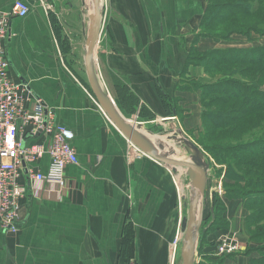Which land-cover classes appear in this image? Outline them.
<instances>
[{
    "label": "crops",
    "instance_id": "obj_1",
    "mask_svg": "<svg viewBox=\"0 0 264 264\" xmlns=\"http://www.w3.org/2000/svg\"><path fill=\"white\" fill-rule=\"evenodd\" d=\"M16 1L0 0V11H10ZM20 1L29 6L33 2ZM47 1L54 12L46 15L34 5L26 17L11 21L5 57L9 77L27 85L29 104L39 99L54 110L56 122L73 133L78 164L66 169V196L43 185L37 198L28 195L21 201L17 233L0 230V264H119L118 251L127 229L132 230L138 264H167L168 246L180 230L182 214L171 176L147 157L127 160L123 136L83 93L80 76L59 60L58 35L76 38V17L70 14L76 0ZM106 3L111 40L100 42L96 60L104 87L121 115L132 118L124 101L130 96L137 105L133 113L144 118L143 126L163 128L161 120L175 115L163 98L176 99L184 116L179 129L195 133L201 126L199 93L179 86L206 0ZM63 7L62 14L58 9ZM62 23L72 34L66 35ZM197 48L220 46L202 38ZM198 71L189 69L187 76L209 84ZM125 88L129 94H122V99L118 92ZM47 165L44 156L37 169L46 172ZM237 210L231 231L243 238L245 216L239 202ZM220 234H212L211 241ZM224 264H248V260L236 257Z\"/></svg>",
    "mask_w": 264,
    "mask_h": 264
},
{
    "label": "rangeland",
    "instance_id": "obj_2",
    "mask_svg": "<svg viewBox=\"0 0 264 264\" xmlns=\"http://www.w3.org/2000/svg\"><path fill=\"white\" fill-rule=\"evenodd\" d=\"M18 1H20V0H18ZM61 1L64 3L63 0H61ZM259 3H261V2H259ZM31 4L32 5L29 6L30 9L34 5L39 6L44 10L46 15L49 14L50 12H54V6L49 4V2L47 0H33V2ZM237 4H239V5H237ZM242 4L245 6H242ZM59 5L60 4L58 3V6ZM75 5H76V7H75L74 12H72L70 14H73L74 18L76 17V25H75V27H76V38L71 40V39L67 38L66 36L59 37V35H58L57 41L59 43V48L57 49V51L59 50L58 51V55L60 58L59 60L64 61L65 65L66 64L68 65L67 66L68 68H70L77 75L80 76L81 83H82L81 86L83 88V93H85L86 96L91 101L93 99L96 102L97 106H99L97 101L95 100L94 96L92 95L90 89H89V86H88V83L86 80L84 64H83V51L85 49L86 30H87V24L89 23V20H90L89 17L92 14V9H91L92 5L90 7V3L87 0H83V5L81 4L80 0H76ZM207 5L211 6L209 19L211 20L212 15L214 13H217V17L215 19H213L212 24H209V22H207V24H205L206 27L204 26L205 29H201L198 26L197 33L195 34L193 42L191 43V45L189 47V54H190V61L189 62L190 63L186 67V69H187L186 73L181 78V84L179 86V89H181V90L183 89V90L194 91V90H196V87H195L196 85L197 86L203 85L200 82H197L194 78L187 76V72L189 69L200 70L202 75L204 74V77L208 81L209 84H213V82L216 79L219 80L220 76L219 75L215 76V74L217 72L216 71H210V70H212L211 66L214 65L213 60H212L213 56H211V55H207L204 57L201 56V55H205L206 54L205 52L211 51V49H208L206 51L205 50L200 51L197 48L198 42L200 39H202V38L210 39L213 43L220 46V50L224 49V48H230V47L247 49V48L261 47L263 45H259V44H264V16L262 13L258 12V13H256L255 16L248 15V16H237L234 18L228 17L229 10L231 9V6L246 7L248 11H250V10L252 11L256 7H258L257 10L259 11V9L260 10L264 9V3H261L258 5L256 0H211V3H210V0L209 1L206 0V7H207ZM102 8H103V26H102V31L100 34L98 45L100 44V42L105 43L106 41L111 40V34H110L109 29H108V21L106 18V15L108 13V5L106 3V0L102 1ZM62 9H64V7L61 9H58V10L60 13L63 14ZM29 12H30V10H29ZM13 19H15V18H13ZM56 24L55 25L52 24V25H53V28L55 27L54 29L57 31V34H59L58 25H56ZM71 25H73V24H71ZM81 25H82V28H81V33H80L79 29H80ZM61 27L65 28V30L67 31L66 35L69 36L68 32L70 33V29L64 23H62ZM70 34H72V33H70ZM211 36L214 37V39H211ZM226 37H229L228 42L221 41V39L223 40ZM62 52L64 55H62ZM199 56H201L202 59L204 58L207 61L206 63H208L206 65L207 74L205 73L204 68L198 65V64L203 65L204 60L201 59V61H197L196 63H193V61H196L199 59ZM209 63H212V64L209 65ZM96 64H97L96 70H97L98 78L100 79V81L104 87V84L102 82V80H104V79H103V76H101V72L99 71V60H96ZM75 65H76V67L79 68L78 70L75 69ZM239 67L240 66H237V68H239ZM230 68H233V67L230 66ZM263 69H264V67H262V66L259 67L258 69H249L248 74L234 76V77H232V80H234V81L239 80L241 82V84L248 86L251 89L256 88V91L264 92V70ZM200 71H198V72H200ZM258 72H260L262 77L259 76V78L257 79V73ZM201 73H199V74H201ZM220 79L222 80L223 78L221 77ZM196 92L199 93V91H196ZM118 93L120 94V97H122V99L124 98L122 96V94H125V95L129 94V92L127 91V88H125V90L123 92L121 90H119ZM214 96L215 95L208 96L205 99V102H207V100H209V98H214ZM124 101L129 104L130 110H132L131 111V113H132L131 117L132 118H130L129 114L127 113V114H124L126 116V117L124 116L125 119L129 120L131 125L141 124L140 126L143 127V131H144V133H142V134L147 139L149 137L148 135H150V136L152 135V136H156V137L159 136L161 138H165L164 136H166V139H167V137L173 138V141L172 140L171 141L174 143H178V142L183 143V140H187L191 144H193L197 149H199L200 154H201L200 155L201 156V164L204 166H207L208 179H207V184H206V189H205V197H204L203 207H202V211H201L200 230H201L203 224H205L207 222H208V224H211L213 222V225L211 227L212 228L211 231L210 232L208 231L206 233V235H204L202 242L200 244L199 250L197 251V249H196L195 264H222L219 261V259L222 256H217L216 252H217V249L219 247L218 245L224 241V238H228V237L229 238H235L239 242L238 246H240L239 248L241 250L238 251L237 254H233L231 256L230 255H224V256H226V258H228L230 260H232L233 258H236V257H243L247 260L261 258L260 254L262 251H264V210H263L264 205H262L261 203L258 202L256 205L249 206V211H246L243 208L241 199L229 198V196L230 197H237L238 195H235V193L238 192V190H240V191L242 190L243 192H241V194H244V192L247 191L246 190L247 187H245V185L234 184L233 182L228 181L225 178L228 174H231V175L234 174V176L239 175L241 168H236L237 170L234 172L233 169L230 167L231 169L229 168V172H227L228 168H227V164L224 162L225 161L224 159H222L220 161L221 164H220V162L218 164L217 163L218 161L215 160V156L218 155V158H219V156L220 157L224 156V153H222L224 151V149L221 147L222 146L221 144L215 145V142L216 141H222V140H226V141L233 140V141H235V143L237 142L236 144H234V146H236L237 144H240L242 142L247 141V140L240 141V138L242 136H245V135L247 138H249L250 136H254L257 132L260 131V129L263 128V126L261 127V124L264 125V109H262L260 111H255L253 113H247L246 116H243L242 118H239L238 114L234 113L231 116V118L221 122V121H219V119H217V120L214 119V117L218 118L216 115V114H218L217 111L220 110L221 112L222 111L226 112L227 109H229V108H233V107L237 108L238 104H236L234 102H230V101L224 102L222 104H213L209 108V111H210L209 117L207 118V120H205L206 118L203 120V123L205 126H203L202 122H201L200 128L197 129L195 133L190 132V133L185 134L178 127V124L184 118V116L182 115V112H180L182 109L180 106H178L176 99H171L170 100L171 103L170 102L167 103V104H170V106L168 108L172 111L173 114H175L174 116L170 117V118H174L173 120H171L173 122H169L167 119H164L162 122L163 128L162 127L161 128H155L154 127V128H149V129L146 128V126H143L142 125L143 123H141L144 121L143 116L141 118H139L135 113H133L136 110V106H137V105L135 106L133 104V102H134L133 99L130 96H128V99L124 98ZM124 101H123V103H124ZM119 104H120V102H118V105ZM52 111L54 112V110H52ZM223 112L219 114L221 117H222ZM201 113H202V111H201ZM137 121H139V122H137ZM204 130L208 131V134H207L208 139L207 140H206V138H203V132H205ZM72 135H73V133H72ZM73 139H74V135H73ZM203 139H205L206 141H203ZM124 140L126 143H129L125 138H124ZM248 140H251V139H248ZM182 146L185 147V149L187 151H189V153L191 155L193 154L192 151L186 145L182 144ZM236 147H234L235 150L237 149ZM162 151H164L165 153L164 152L163 153L166 156H168L166 154V152L168 153V150L163 149ZM75 153H76V150H75ZM126 155L128 156L129 154L127 153ZM143 157H146V156L143 155ZM135 159H136V157L133 158V160H135ZM253 160H254V158H253ZM256 161L259 163L260 162L263 163V165H259V170L264 172V158H257ZM77 162H78V159H77ZM72 166H75V165H72ZM166 170L169 172V175H170V172H173L171 169H166ZM173 173L175 174V176H178V175L180 176V181L182 183V186L181 187L179 186L180 189H183V192L181 190V193H183L182 194V201H181V206L178 205L180 208V212L182 213L181 214V220H182L186 216L187 201H188L190 189H191L190 181L184 172L176 171V173L175 172H173ZM65 174H66V172H65ZM210 176H211V178H209ZM65 185L66 186H65L64 191L62 193H63V195L65 194V196H66L67 195L66 193H68V191H69L67 179H65ZM218 188H219V191L217 192ZM213 192L216 193V196H217V198H219L220 201H219V203L217 202V204L215 206L214 211H215L216 216L210 217L209 202H210L211 194ZM28 195L29 194H27V196ZM30 197H32V196H30ZM260 197H261V195H260ZM25 198L23 200H25ZM238 202L241 204V207L243 210L242 212L244 213V216H245L244 217L245 218L244 219V226L242 229L243 238L239 237L238 234H235L233 231H231V228L235 224V222H234L235 219L238 218L237 213L239 210L236 211ZM261 202H263V201H261ZM19 207H21V202H20ZM248 212L251 214H254V215L252 216V222H250L248 224V228H247L246 216H247ZM217 214H218V216H217ZM18 217H19V212L17 214V218L14 220V222L12 223V226L10 228L3 229L0 226V230L2 232L8 233V234L9 233L16 234L17 233L16 223L18 221ZM231 217H233V218H231ZM181 220H180V222L182 223ZM179 227H181L180 223H179ZM249 228H250V230L253 229V233L248 232ZM219 232L222 233V234H220L221 236L216 238L215 241H211V235L217 234ZM199 235H200V231H199ZM198 245H199V241H198ZM179 248L180 247H178V262H177V264H180ZM168 253H169V248H168ZM134 254L135 253H134V247H133L132 230L127 229L125 231V236L122 240V244H121L120 249L118 251L117 260H121L122 262H124V263L120 262L119 264H138L137 263L138 260L136 258V255H134ZM167 264H169L168 263V256H167ZM255 264H259V263H255Z\"/></svg>",
    "mask_w": 264,
    "mask_h": 264
},
{
    "label": "built area",
    "instance_id": "obj_3",
    "mask_svg": "<svg viewBox=\"0 0 264 264\" xmlns=\"http://www.w3.org/2000/svg\"><path fill=\"white\" fill-rule=\"evenodd\" d=\"M29 10L27 3L16 1L10 11H0V226L3 229L12 226L20 202L27 194L37 198L43 185L61 194L66 186V169L78 163L72 145V132L59 125L54 112L39 99L29 104L27 85L14 82L9 77L5 42L9 37L11 20L26 17ZM127 149L129 162L133 157L143 156L130 143H127ZM44 156L48 157V165L46 172H41L37 164ZM170 176L177 191L178 205L181 206L182 195L176 176L173 172ZM181 240L179 230L168 247L169 264H177ZM238 244L235 238H224L216 255L237 254L241 250Z\"/></svg>",
    "mask_w": 264,
    "mask_h": 264
},
{
    "label": "trees",
    "instance_id": "obj_4",
    "mask_svg": "<svg viewBox=\"0 0 264 264\" xmlns=\"http://www.w3.org/2000/svg\"><path fill=\"white\" fill-rule=\"evenodd\" d=\"M209 1V0H208ZM257 4L264 3V0H256ZM261 2V3H259ZM211 3V0H210ZM240 3V2H239ZM239 5V4H237ZM242 6H245L242 4ZM240 7V6H231V9L229 10L228 17L234 18L237 16H255L256 13L260 12L264 16V9L259 11L257 10L258 7H256L254 10L248 11L246 7ZM211 6L207 5L199 23V27L201 29H205L207 22L209 24H212L213 19L217 17V13H214L212 15L211 20L209 19ZM226 17V16H225ZM205 26V27H204ZM204 27V28H203ZM230 35V34H229ZM230 37V36H229ZM229 37L224 38L221 41L228 42ZM211 39H214V37L211 36ZM205 55L201 56H207L211 55L213 56V66L212 70L210 71H216L217 73L215 76H220L219 80L216 79L213 84H203L200 86H195L196 91H199V97H200V105L202 108L201 113V122L202 125H204L203 120H207L209 117L210 111L209 108L213 104H222L224 102H234L238 104V107H233L227 109L226 112H223L222 117L219 115L222 113L220 110L217 111L218 114L217 117H214L215 120L219 119V121L223 122L225 120H228L231 118V116L235 113L238 114L239 118H242L243 116H246L247 113H253L255 111H260L264 109V92L256 91V88H249L248 86H245L241 84L239 80L234 81L232 80V77L239 76V75H246L248 74L249 69H258L259 67H264V46L261 47H254V48H224V49H213L209 52H205ZM199 56V59L196 61H193V63H196L197 61H201L202 57ZM203 65L198 64L199 66L204 68L205 73L207 74V68L206 63L207 61L203 58ZM190 54L187 57L185 68L182 71V74L184 75L186 73V67L190 63ZM212 63H209V65ZM232 66L233 68H230ZM237 66H240L237 68ZM264 70V69H263ZM214 76V77H215ZM261 76L260 72L257 73V79ZM223 78L222 80L220 78ZM262 77V76H261ZM260 77V78H261ZM256 79V80H257ZM258 81V80H257ZM215 95L214 98H209L207 102H205V99L210 96ZM171 98H163V103L166 107H169V103ZM171 103V102H170ZM262 129H260L259 132H257L254 136H250L249 138L245 136H242L240 138V141H245L240 144H237L234 146L235 141L233 140H222V141H216L215 145L221 144L224 151V156L218 158V155L215 156V160L218 161L217 163L224 159L225 163L227 164V168L229 172V168L231 167L233 171L235 172L236 168H241L240 174L235 175L234 174H228L225 178L228 181L233 182L234 184L239 185H245L247 187V191L244 192V194H241L243 192L242 190H238V192L235 193V195H238L237 197H230L233 199H241L243 208L246 211H249V206L256 205L258 202L264 205V172L259 170V165H263L262 162H257V158H264V125L261 124ZM205 131V130H204ZM208 131L206 130L203 132V138H207ZM251 139V140H248ZM203 139V141H206ZM236 147L237 149L235 150ZM221 153V152H220ZM229 155V156H228ZM254 158V160H253ZM221 164V162H220ZM230 168V169H231ZM231 172V171H230ZM239 176V177H238ZM227 183V182H226ZM261 195V197H260ZM219 198H217L216 193L213 192L211 194L210 202H209V213L210 217L216 216L215 215V206L217 202L219 203ZM263 201V202H261ZM249 204V205H248ZM264 210V207H263ZM254 214L247 213L246 216V224L248 228V224L252 222V216ZM218 216V214H217ZM213 225V222L211 224L205 223L203 224L200 235H199V245L197 247V251L200 248V244L202 242V239L204 235L209 231H211V227ZM249 233H253V229H248ZM261 258L258 259H249L248 264H264V251L261 252ZM231 256V255H230ZM226 256H222L219 261L224 264V262L227 260Z\"/></svg>",
    "mask_w": 264,
    "mask_h": 264
},
{
    "label": "water",
    "instance_id": "obj_5",
    "mask_svg": "<svg viewBox=\"0 0 264 264\" xmlns=\"http://www.w3.org/2000/svg\"><path fill=\"white\" fill-rule=\"evenodd\" d=\"M103 0H92L93 10L89 17V30L85 38V49L83 51V64L89 89L97 101L99 107L104 111L110 123L117 131L131 143L140 153L147 158L159 163L166 169L184 172L190 181V194L187 201L186 216L182 219L180 231L182 233L179 248L180 264H195V253L199 241L201 211L203 207L205 189L207 184V166L201 164V154L193 144L183 140L193 156L192 162H181L171 159L162 150L157 149L129 120L124 119L119 113L114 102L98 78L96 70V49L99 43L103 26ZM140 126V124H139ZM212 210V209H211Z\"/></svg>",
    "mask_w": 264,
    "mask_h": 264
},
{
    "label": "bare ground",
    "instance_id": "obj_6",
    "mask_svg": "<svg viewBox=\"0 0 264 264\" xmlns=\"http://www.w3.org/2000/svg\"><path fill=\"white\" fill-rule=\"evenodd\" d=\"M89 3H90V7L92 5V0H88ZM88 5V4H87ZM88 7V6H87ZM89 8V7H88ZM104 8V7H103ZM93 10V5H92V8ZM88 14V13H87ZM92 15V14H91ZM90 15V16H91ZM89 28V23L87 24V30H86V36H87V33H88V29ZM119 111V110H118ZM120 113V112H119ZM121 114V113H120ZM122 116V115H121ZM123 117V116H122ZM124 118V117H123ZM125 119V118H124ZM131 125V123H129ZM141 125V124H140ZM132 126H134V128H136L139 132L141 133H144L143 131V127L142 126H139V124H133ZM117 130V129H116ZM172 135V134H171ZM148 139L152 141V143L154 144V146L157 148V149H160L162 150L163 149H166L168 150V153L166 152V154L168 155V157H170L171 159H174L176 161H181V162H192L193 161V156L189 153V151H187L185 149V147L182 146V142H178V143H174L172 142L173 141V138H170V137H167L166 139V136H164L165 138H161V137H156V136H150L148 135ZM172 140V141H171ZM164 151H162L161 153H163ZM165 153V152H164ZM176 180H177V184H178V187L182 186V183L180 181V176H176ZM181 190L183 192V189H180L179 188V191H180V194L182 195L183 193H181Z\"/></svg>",
    "mask_w": 264,
    "mask_h": 264
}]
</instances>
